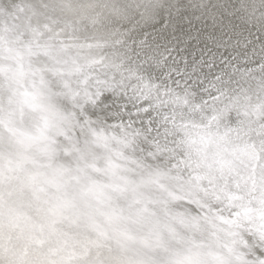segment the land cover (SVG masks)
Masks as SVG:
<instances>
[{"label": "bare ground", "instance_id": "bare-ground-1", "mask_svg": "<svg viewBox=\"0 0 264 264\" xmlns=\"http://www.w3.org/2000/svg\"><path fill=\"white\" fill-rule=\"evenodd\" d=\"M0 264H264V0H0Z\"/></svg>", "mask_w": 264, "mask_h": 264}, {"label": "snow or ice", "instance_id": "snow-or-ice-1", "mask_svg": "<svg viewBox=\"0 0 264 264\" xmlns=\"http://www.w3.org/2000/svg\"><path fill=\"white\" fill-rule=\"evenodd\" d=\"M183 32H184L183 28H180V27L173 28L171 32H169V29H164L162 32L159 33L158 39L160 41H164L165 43H168L169 41H176L177 43H179L181 40V34H183ZM192 39H195V38H192ZM150 41H151V38L145 41V44L148 46L149 49H151L154 45V42H150ZM165 63L167 64V61ZM188 67L189 65L187 61H185V68L187 69ZM175 71L182 76L185 75V73L180 72V69L178 67L175 68ZM168 75L170 78L171 68L169 69Z\"/></svg>", "mask_w": 264, "mask_h": 264}, {"label": "water", "instance_id": "water-1", "mask_svg": "<svg viewBox=\"0 0 264 264\" xmlns=\"http://www.w3.org/2000/svg\"><path fill=\"white\" fill-rule=\"evenodd\" d=\"M215 6H217V5H215Z\"/></svg>", "mask_w": 264, "mask_h": 264}]
</instances>
